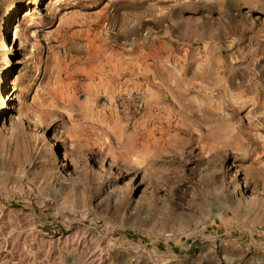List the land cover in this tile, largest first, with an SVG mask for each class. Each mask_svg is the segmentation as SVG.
<instances>
[{
    "label": "rangeland",
    "instance_id": "1",
    "mask_svg": "<svg viewBox=\"0 0 264 264\" xmlns=\"http://www.w3.org/2000/svg\"><path fill=\"white\" fill-rule=\"evenodd\" d=\"M0 264H264V0H0Z\"/></svg>",
    "mask_w": 264,
    "mask_h": 264
},
{
    "label": "bare ground",
    "instance_id": "2",
    "mask_svg": "<svg viewBox=\"0 0 264 264\" xmlns=\"http://www.w3.org/2000/svg\"><path fill=\"white\" fill-rule=\"evenodd\" d=\"M28 14V13H27Z\"/></svg>",
    "mask_w": 264,
    "mask_h": 264
}]
</instances>
